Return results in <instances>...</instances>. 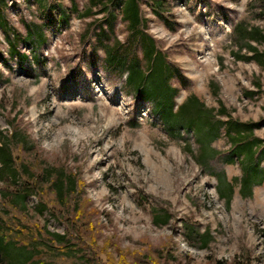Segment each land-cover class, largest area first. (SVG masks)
<instances>
[{
	"label": "rangeland",
	"instance_id": "1",
	"mask_svg": "<svg viewBox=\"0 0 264 264\" xmlns=\"http://www.w3.org/2000/svg\"><path fill=\"white\" fill-rule=\"evenodd\" d=\"M154 2L140 0L143 29L181 74L171 80L174 102L195 95L200 103L181 126L166 124L106 64L99 42L128 40L119 15L100 37L107 21L81 16L88 0H0V127L26 137L12 152L37 184L49 167L78 181L64 200L47 183L9 200L2 193L12 183L0 182L8 241L0 264H264V153L244 185L243 156H232L218 110L241 130L259 122L255 150L264 147V70L235 58L250 54L238 26L264 32V1L162 0L166 22ZM10 40L27 57L10 56ZM251 43L264 49V40ZM142 46H132L140 57Z\"/></svg>",
	"mask_w": 264,
	"mask_h": 264
},
{
	"label": "trees",
	"instance_id": "2",
	"mask_svg": "<svg viewBox=\"0 0 264 264\" xmlns=\"http://www.w3.org/2000/svg\"><path fill=\"white\" fill-rule=\"evenodd\" d=\"M154 5L157 8L154 14L166 22L167 19L159 11L162 6V0H155ZM262 10L264 13V3ZM96 13L103 14L107 21V24L99 31L100 37L108 31H114L115 21L118 15L126 23L129 32L126 43H122L117 38L111 44L104 43L103 41L99 42L105 54L106 64L111 68H116L119 73L125 72L126 88L132 90L142 100L150 102L155 111L164 117L166 124L181 126L180 119L186 117L193 107L199 109L200 103H198L199 100L195 95L189 96L180 105H176L174 102L177 88L171 84V80L173 78H180L181 74L177 67L166 60L165 53L157 48L154 38L143 29L146 18L142 16L140 0H88L84 12H81V16H90ZM0 27L6 32V21L2 19L1 15ZM236 29L241 36L246 37L247 41L244 49L250 54L239 55V53H235V58L247 61L253 60L264 70V49L259 50L251 43L252 41L264 40V32L262 29L257 26H252L249 29L238 26ZM43 36L42 30H39L35 40L40 43L43 40ZM138 42H141L143 45L141 57L132 49L133 44ZM18 52L17 43L10 40L7 53L10 56L20 55V58L21 56L27 57L26 54H19ZM5 60L4 52L0 50V61L3 62ZM143 63L145 64L144 66ZM258 87L259 85L256 86V88ZM174 107H176L175 111ZM218 110L221 114L226 115L227 118L226 123L228 127L226 132L229 134L232 156H243L240 168L244 173V185H248L252 178L251 169L255 166L251 162L259 158L260 153L264 151V147L255 150L256 146L262 142V139L252 134L253 129L259 127L260 124L259 122H242L240 124L247 125V127L245 130H241L238 127L239 124H237V121L229 117V113L225 110L224 106L220 105ZM185 121L192 124L193 119L189 117ZM231 130L233 132L232 134H230ZM25 138L24 135L14 129L13 131H9L0 127V182L12 183L11 190L8 193L6 188L3 190V198H9V200L11 198L13 200L19 197L24 200L25 197L32 194L34 188L38 186L42 187L44 183L53 186L54 194L60 200H64L68 194H77L78 181L75 173H66L62 168H55L54 171L50 167L45 169V177L41 181L42 183L37 184V177H32V169L30 166L27 163L17 162L12 152L13 142L25 143ZM201 157L202 155L200 153L197 158L199 163ZM21 176L24 178L23 181H21ZM221 192L223 193V191ZM44 207L45 204L41 201L38 205V211L43 212L46 209ZM166 218L160 219L159 216H155L154 222H166ZM0 233V261H2L5 259L2 251L5 250V244L8 241H6L4 233L1 231ZM52 235L59 240L64 238V235L61 234L52 233Z\"/></svg>",
	"mask_w": 264,
	"mask_h": 264
},
{
	"label": "crops",
	"instance_id": "3",
	"mask_svg": "<svg viewBox=\"0 0 264 264\" xmlns=\"http://www.w3.org/2000/svg\"><path fill=\"white\" fill-rule=\"evenodd\" d=\"M263 153H264V151H263Z\"/></svg>",
	"mask_w": 264,
	"mask_h": 264
}]
</instances>
